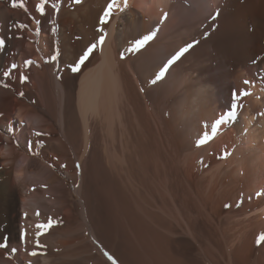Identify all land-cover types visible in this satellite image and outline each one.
I'll use <instances>...</instances> for the list:
<instances>
[{"label": "bare ground", "instance_id": "bare-ground-1", "mask_svg": "<svg viewBox=\"0 0 264 264\" xmlns=\"http://www.w3.org/2000/svg\"><path fill=\"white\" fill-rule=\"evenodd\" d=\"M110 2L62 0L58 14L46 5L41 15L39 0H25L27 11L14 8L13 0H0V38L5 41L0 46V244H7L0 247V264H264V0H128L127 7L117 0L102 24L101 11ZM152 33L156 39L132 63L119 58L128 40ZM97 35L104 36L102 44ZM92 44L97 45L92 54L72 71L69 66ZM188 45L193 47L168 68L163 81L156 80V89L190 88L193 75L213 69L207 81L194 84L185 114L196 116L197 124L203 107L212 109V118L220 109L234 115L224 119L221 136L208 150L199 149L206 152L203 163L198 161L206 166V184L203 179L196 184L198 173L187 170L182 188L188 200L181 208L189 215L192 206L200 211L206 231L181 214L184 234L174 251L155 235L156 222L133 218L130 205L142 204V195L120 181L108 140L101 172H113L116 186L110 189L107 179L93 193L88 161L96 123L109 137L115 135L114 126H125L122 108L131 105L129 89L138 84L134 77L154 75ZM232 148L227 164H219ZM156 191L149 187L144 193ZM49 221L52 227L37 236V225ZM222 221L231 227L227 238L218 229ZM37 239L43 247L36 246Z\"/></svg>", "mask_w": 264, "mask_h": 264}, {"label": "rangeland", "instance_id": "rangeland-1", "mask_svg": "<svg viewBox=\"0 0 264 264\" xmlns=\"http://www.w3.org/2000/svg\"><path fill=\"white\" fill-rule=\"evenodd\" d=\"M81 4L82 3H78V5H81ZM103 14H104V8L101 11L100 16ZM188 19H190V17ZM155 39H156V37L151 39L150 41H148L139 50H134L136 40H134V41L132 39L128 40V43H127L128 45L126 44V47L128 49L125 47L126 50H122L123 53L121 52L119 58L121 60L123 59L122 61H124V60L126 61V59L128 58L127 61L132 63L133 59L136 58V55H138L139 52H142L143 49L145 50L149 46V44H151V42H153ZM96 42L97 43L100 42V35H97ZM133 42H134V45H133ZM125 51H128V52H125ZM128 53H130L131 55ZM121 55H122V58H121ZM130 58H131V61L129 60ZM163 64L166 65V61L162 63V65L160 66V69H158L159 71L157 70V72L154 75L152 74L148 78L146 77L145 74L144 75L142 74V76L139 75L138 78H135L133 76L134 79L136 80V82H138V84H132L131 86L134 85L133 88L130 86L131 90L129 89V94L130 95L133 94V97H131V101H130L131 105H128L127 107H126V105H124L122 108L123 111L125 109V111H124L125 112V115H124L125 116V121H124L125 126H123V128H122L123 131L120 128L118 129L117 127H116L117 128L116 129L114 126V129L116 130V131H114L115 135L112 134L111 137H109V136H107V134L105 136L104 133L102 132V128H101L102 126H101L100 122H98V126H97V123L95 124L94 138H93L94 139L93 140L94 145L92 146L93 147L92 148L93 153H92L91 158L88 161L90 163L89 166H91L90 167L91 170H89L90 174L88 176L94 175V178H93V176H92V179L90 177H88V178H90V180L88 179V183H89L90 189L92 190L93 193H95L97 191L96 189H98V191H99V188L97 186H99L101 188L102 184L107 179H108L107 182L109 183L110 189H112L113 187L116 186V184H117L116 180H118V179H116L114 177L113 172L112 173L109 172V174H107L106 172H101V168H103L105 165V163H104V158H105L104 157V151H105L106 144H108L107 145L108 146V154L110 155L112 161L116 164L117 170H120L122 173V177L120 178V181L123 183V185H127V186L131 185L132 187L138 189L140 195H142L141 196L142 199L145 198L144 200L141 199V201H143V202H141L142 204L130 205V208L133 211V218L139 220V218L141 217L140 218L141 223H142L143 219H144V222L145 221H148V222L151 221L154 223L156 222L157 223L156 225H158V226H156V228H158V230L155 229V232H156L155 235L158 236V234H159L158 237L161 236L160 238L164 239V241L169 245V247L172 250L175 249L174 251H176L175 247H177V245H175V242H176V244H178V242H179L178 240H180V238H182V236L184 234L183 228H182L183 227V221H182L183 218L184 217L190 218L194 223H196L195 227H197L198 231H202V229L204 227L203 221H205V220H203V221L200 220L199 217L202 214L200 213V211H198L193 206H192L193 213L190 211L192 213V214H190V215H192L191 217H189L190 215L186 209L181 208V207H184V205L182 203H185L186 200H188L186 198V196H187L186 193L183 192V190H182V188H184L187 185V177L188 176L186 175V172L188 170V171H192V172L194 171L193 174L198 173V175H196V174L193 175V177L196 179V181L194 180L196 182V184H199V181L202 179H203L202 184L203 185L206 184L207 181L205 180L204 175H205V172L207 171V169H205L206 166H203V164H201L202 167L200 166V163L201 162L203 163V161H204L203 158L205 157L206 152H199L200 151L199 149L207 148V150H208V146L213 142V140L217 136H219V135L221 136V134H220L221 129L220 128L223 125V123H221L217 126L216 122L220 121L221 116L222 117L224 116L223 121L227 117L229 118L230 112H228L229 110L226 111L227 109L223 110V111L220 109L219 110L220 112L218 111L219 113H217L216 117L212 118L211 117L213 114L211 111L212 109L209 106L203 107L202 115H201L202 118L200 119V121L202 123L199 121V123L197 124L198 118L196 116H193V115L189 116V115L185 114L186 110L191 107L190 106L191 105L190 97L195 96L194 94H195V89H196L197 83H202V82L207 81L209 79L208 77L210 76V74L214 73V70L212 69L211 71L207 72V70L205 69V71L202 73V75H198V76H197V74L193 75L192 77H193V81L195 83L194 82L191 83L192 87H190V88L183 87L184 89H182V87L180 86V89L172 90V91H171V89L163 90V88L159 90V88L156 89L157 86H155V84L152 81L154 79H156L157 75L160 73L161 69L164 67ZM229 70H230V67H229ZM166 74H168V71ZM152 76H154V77H152ZM143 77H144V80H143ZM161 79L157 80V81L161 82L164 80V78H163V80H161ZM244 80H243V82L248 81L247 82L248 84L246 83L247 85H249L250 87H254L255 84L251 83V82L249 83L250 80H248V79L245 81ZM194 84H196V85H194ZM138 85H139V87H138ZM133 89H134V91H133ZM157 90H159L160 92L158 93ZM130 92H132V93H130ZM171 92H173V93H171ZM189 95H191V96H189ZM187 96H189V98ZM218 99L220 101V102H218V105L220 103V105L218 106V108H219L222 106L223 102L219 97H218ZM246 106H247L246 102L244 101L242 108L244 109ZM179 118H180V120H179ZM190 120H192V123H188ZM204 124H206V125H204ZM211 124H213V125L215 124L216 127H215V125L213 126ZM189 127H190V129H189ZM191 127H192V130H194V131L191 130ZM208 128H209V130H208ZM212 128H213V130H212ZM198 129L200 131L202 130L200 133H204V134H201L203 136H201L200 139L198 137L199 136L198 135V131H199ZM210 129L212 130V132ZM228 129L230 130V128H228ZM195 132H197V133H195ZM209 132H211L212 134ZM102 135H103V138H102ZM206 135H207V142L201 144L200 140L205 139ZM104 136H105L106 140H105ZM113 138H115V139H113ZM107 140H108V142L106 143ZM196 142L197 143L199 142L198 145ZM103 143H104V145H103ZM232 146H235V145L233 144ZM198 147H200V148H198ZM98 149H99V151H98ZM233 149L234 148L230 149L229 150L230 152L228 151V153H227L228 157H226L227 156L225 154L226 152H224L222 154V157H225V158H221L219 156L221 158V159L218 158L219 164L225 163L224 166L227 164L226 161L229 160L231 158L230 156L233 155ZM190 150H192V151H190ZM195 152H197L198 155L203 154V156L202 155L198 156ZM193 154L194 155L196 154L195 159L197 157H199V158L195 160L193 157L194 156ZM191 155H192V157H191ZM200 156H202V160H201ZM191 159H193V160H191ZM91 161L93 163H91ZM190 161H194V162L190 163ZM195 161H196V163H195ZM198 161L200 163H198ZM216 165H215V167L219 166V165H217V166ZM196 166H199V169L201 167V169L203 171L197 170L198 167H196ZM211 168H213V167H211ZM88 169H89V167L86 169L87 172H88ZM189 169H193V170H189ZM198 171H201L203 173H201V175H200V172H198ZM91 172H94V173H91ZM105 174H106V177H105ZM179 174H180V176H179ZM91 180H93V181H91ZM101 181L102 182L104 181V182L102 183ZM69 182L71 184V187L73 188V186H74L73 182L72 181H69ZM90 182H92V183H90ZM99 183H102L101 186L99 185ZM196 184L194 185L195 187H196ZM147 185H149V186H147ZM145 186H147V188H145ZM149 187H150V189L153 187L157 189L156 193L155 194L153 193L152 196H149V194L147 192L144 193L146 191V189L147 190L149 189ZM175 188H177V189H175ZM171 190H173L174 192L172 193ZM97 192H96V194H98ZM145 194L146 195L148 194V195L145 196ZM125 195H126L125 197H127V200H129V198H128L129 195L127 193H125ZM169 196L171 199L169 198ZM175 197H177V198H175ZM97 200H99V198ZM175 200L179 202V203L178 202L176 203V205L178 204L177 207L175 206V202H176ZM97 202H96V204L99 205L102 201H99V203H97ZM103 204H105V203L102 202V205L100 204V207L104 206V207H102V209L105 210L106 205H103ZM181 204L183 206H180ZM93 206L95 207V209H94L95 211H98L100 209V208L96 209L95 205H93ZM136 206L141 207L142 209L139 211L136 208ZM174 208H176V209H174ZM102 209H100V210H102ZM224 209H225V211L226 210L228 211L230 209V205H226L224 207ZM224 209H223V211H224ZM100 210L98 212H100ZM134 212H137L138 214L134 213ZM142 212H143V214H145L147 216L146 219H145V217L143 218ZM181 214H183V216H182L183 218L181 217ZM224 215L227 216V213ZM224 219L225 218H223V221H224ZM196 221H198V222H196ZM200 221L203 223V225H201L202 223ZM223 221L220 222L221 226L219 224L218 225L219 228L218 227L217 228L220 229L221 232L224 231V232H222V235H224V237L227 238L226 231L228 229L230 230L231 227L228 225L227 221L226 222H223ZM111 224L113 225L112 226L113 231H118V229L116 228V225L113 224V222H111ZM160 224L162 225V228H161ZM204 231H206L205 227H204ZM165 232L168 233V235ZM121 235H122V233H119V236H121ZM171 246L174 247V249Z\"/></svg>", "mask_w": 264, "mask_h": 264}, {"label": "snow or ice", "instance_id": "snow-or-ice-1", "mask_svg": "<svg viewBox=\"0 0 264 264\" xmlns=\"http://www.w3.org/2000/svg\"><path fill=\"white\" fill-rule=\"evenodd\" d=\"M61 2L62 0H54V2H52V0H39V3L36 5L37 10L40 12L41 15H45V6L46 5H50V7L55 11L56 14L59 13L60 10V6H61ZM72 3L78 4L81 3V0H72ZM128 4V0H124V7H127ZM117 6V0H111V2L108 4L107 9L104 13V16L101 17V23H107L108 19L111 17L112 13H113V8ZM13 7H19V8H23L25 11H27V8L25 7V0H13ZM165 18H166V14H165ZM36 23L39 24L40 21L36 20ZM24 27H27L26 25H23ZM53 31H55V29H53ZM101 32H103V29H100ZM155 33H152L150 35L144 36L143 39L136 41V44L134 46V50H139L140 48H142L148 41H150L151 39L154 38ZM104 41V36H101L100 38V43L102 44ZM5 43L3 38H0V46H3ZM97 47L96 44H92L89 46V48L85 51V53L81 56L80 60L77 62V64L75 65H70L69 67L72 69V71H79L80 66L89 58V56L92 54L93 50ZM192 45H188L185 48H182L180 51H178L168 62L167 64L161 69L160 73L157 75L156 79L153 80L152 82L155 83L156 80L161 79L165 73L168 71V68L175 63L177 60H179L188 50L189 48H191ZM57 55H59L58 51H57ZM53 59H55V57H53ZM28 63H32L31 61H29ZM17 67L16 65H13V68ZM6 75H9L10 73H5ZM25 80H27V77L24 78ZM247 83V82H246ZM246 95L248 93H245ZM22 95V94H21ZM234 115V113H230L229 114ZM223 123V117H221L220 121L217 122V126L219 124ZM207 142V136H205V139L201 140L200 143H206ZM37 215H39V213L37 212ZM53 222L49 221L47 223L44 224H38L37 228L40 229L41 231L37 232V236L44 234V232H46L49 228L52 227ZM27 236V233L25 232V238ZM260 241L261 243H264V234H261L260 236ZM36 246L39 247H43V245L40 244L39 240H36ZM0 247H7L6 243L0 244ZM12 252L17 251V249L13 248L11 249ZM30 255L36 256L38 255V253L36 251H32L30 253ZM111 259V257H109ZM29 264H31V262H29Z\"/></svg>", "mask_w": 264, "mask_h": 264}]
</instances>
